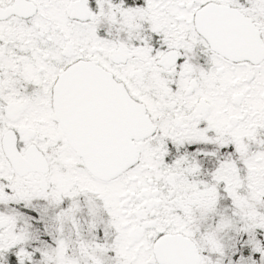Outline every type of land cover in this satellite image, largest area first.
<instances>
[{
  "label": "snow or ice",
  "instance_id": "obj_1",
  "mask_svg": "<svg viewBox=\"0 0 264 264\" xmlns=\"http://www.w3.org/2000/svg\"><path fill=\"white\" fill-rule=\"evenodd\" d=\"M0 264H264V0H0Z\"/></svg>",
  "mask_w": 264,
  "mask_h": 264
}]
</instances>
